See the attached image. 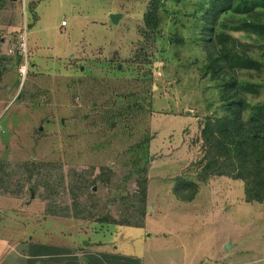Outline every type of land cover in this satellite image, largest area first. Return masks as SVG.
I'll return each instance as SVG.
<instances>
[{
	"label": "rangeland",
	"instance_id": "obj_1",
	"mask_svg": "<svg viewBox=\"0 0 264 264\" xmlns=\"http://www.w3.org/2000/svg\"><path fill=\"white\" fill-rule=\"evenodd\" d=\"M151 2L0 0V162L95 182L79 199L69 189L59 197L61 207L86 201V220H76L44 215V173H14L0 190V264H38L27 256L74 243L101 245L124 264H264V203L246 202L241 181L209 177L191 201L172 193L180 175L197 182L200 123L218 112L194 25L208 0H158L152 32L142 21ZM238 19L228 11L213 29L249 45L260 64L238 75L256 87L246 95L255 105L264 101V39L235 31ZM142 197L143 227L117 225Z\"/></svg>",
	"mask_w": 264,
	"mask_h": 264
},
{
	"label": "trees",
	"instance_id": "obj_2",
	"mask_svg": "<svg viewBox=\"0 0 264 264\" xmlns=\"http://www.w3.org/2000/svg\"><path fill=\"white\" fill-rule=\"evenodd\" d=\"M158 6V0H152L143 14V26L148 31L157 30L160 26L161 15ZM198 9L202 11V20L194 23L198 30L196 44L202 45L204 54V64L200 71L203 77L213 82L219 106L218 112L205 116L200 123V156L194 162L197 167L194 175L199 184L188 179V175H180L175 179L172 193L181 201H191L201 183H205L209 177L218 176L241 181L244 186L245 201L262 204L264 203V101L250 105L246 95L248 93L252 96L256 95V87L246 82H238V75L242 70L254 69L259 72L261 66L247 55L249 45L239 43L227 34L214 33L213 28L220 15L230 11L239 16L233 25L235 31L264 39V0H208L207 7L199 6ZM174 41L179 44L183 42L179 37ZM116 89L117 91L114 92ZM120 89L122 85L117 88L110 87L108 97L119 96ZM140 143H143L140 147L145 149L144 142ZM144 151L142 150L146 155ZM15 164L16 166L8 162H0L2 193L9 191L14 173H23L27 179H31L32 175H37L36 171H40L44 173L43 189L40 194L45 202L44 215L86 220L88 206L85 200L82 205L80 201H73L65 207L57 203H60L59 197L66 189L70 190L74 199L79 195L84 196L87 192L93 193L91 188L95 186V182L87 184L82 177L79 179L70 177L65 182L63 175L58 173V167L51 165H42L36 169L30 162ZM52 172H55V177L48 181L46 177L50 178ZM134 173L138 177L136 183L142 185L146 179L145 165L139 170H134ZM144 204L145 198L142 197L131 210L121 216L117 225L142 228Z\"/></svg>",
	"mask_w": 264,
	"mask_h": 264
},
{
	"label": "crops",
	"instance_id": "obj_3",
	"mask_svg": "<svg viewBox=\"0 0 264 264\" xmlns=\"http://www.w3.org/2000/svg\"><path fill=\"white\" fill-rule=\"evenodd\" d=\"M100 246L91 247L86 245L81 247L75 243L73 247L61 245L51 247L46 245L48 249L42 248L40 252H34L30 257L28 255L27 258L39 257L40 261L38 264H104L105 260L107 264H124L114 254L108 251L107 254L98 251ZM83 260L84 263H82Z\"/></svg>",
	"mask_w": 264,
	"mask_h": 264
},
{
	"label": "water",
	"instance_id": "obj_4",
	"mask_svg": "<svg viewBox=\"0 0 264 264\" xmlns=\"http://www.w3.org/2000/svg\"><path fill=\"white\" fill-rule=\"evenodd\" d=\"M118 17H119L118 14H110V16H109L110 22L115 24L117 19H118Z\"/></svg>",
	"mask_w": 264,
	"mask_h": 264
},
{
	"label": "built area",
	"instance_id": "obj_5",
	"mask_svg": "<svg viewBox=\"0 0 264 264\" xmlns=\"http://www.w3.org/2000/svg\"><path fill=\"white\" fill-rule=\"evenodd\" d=\"M61 25L65 26L66 25V22H61Z\"/></svg>",
	"mask_w": 264,
	"mask_h": 264
}]
</instances>
